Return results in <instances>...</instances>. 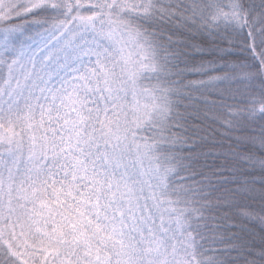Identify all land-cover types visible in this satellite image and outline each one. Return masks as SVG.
<instances>
[{"label": "snow or ice", "instance_id": "1", "mask_svg": "<svg viewBox=\"0 0 264 264\" xmlns=\"http://www.w3.org/2000/svg\"><path fill=\"white\" fill-rule=\"evenodd\" d=\"M205 120L252 134L218 154ZM257 183L264 0H0V264H264L232 214Z\"/></svg>", "mask_w": 264, "mask_h": 264}, {"label": "trees", "instance_id": "2", "mask_svg": "<svg viewBox=\"0 0 264 264\" xmlns=\"http://www.w3.org/2000/svg\"><path fill=\"white\" fill-rule=\"evenodd\" d=\"M188 2H190V0H188ZM21 23H23L25 25V27H27L28 25L31 24V20H26V21H21ZM179 38V40H181L184 44L186 45H197L199 46L201 49L204 50H208L210 51L213 48V39L209 38L207 35L205 34H201L200 32L196 31V30H190L189 32L185 33L184 35H181L179 37H173V39H177ZM189 52H193L192 48H188L187 49ZM194 55H196V58L199 59V55L193 53ZM207 54V52L205 53ZM149 79L144 80L142 79L141 82L143 83H149V86L147 87H151L152 84L155 83V81L153 79H151V75L147 76ZM192 79H195L196 77H190ZM200 127L203 129L201 135H204L206 137L207 141H211L213 143H217V144H223L224 147H216L214 149V151L218 154L220 153H227L228 152V148L227 145L232 144L233 146H235V138L236 137H240L242 135H251L252 132L248 131V132H233L230 135L233 137L232 140H228L225 138L224 135H222L223 133H225V129L222 128L219 124L216 123H212L209 120H205L203 124L200 125ZM253 128H256L255 125H252ZM259 129L256 128V131H258ZM198 143H200L199 141H197ZM211 149V144L210 143H202L201 146L199 147V149L197 150V153H195L194 155L198 157V159H195L193 161H186V163H189L192 165L190 171L191 172H195V173H205L208 177H210V179L214 182L217 180H221L224 179L225 177H217V176H213L212 175V171H213V167L210 166H215V165H219V164H223L225 163L223 156H200L199 153L201 152H208ZM207 165V166H206ZM184 175H189L188 172L184 173ZM228 173H225V176H227ZM260 172L257 169L254 173L253 176H249L246 177L247 179H255L257 181H259L260 179ZM198 179H203V177L197 176ZM229 187H235V185H229ZM254 187L256 188V192L251 193L249 196H244L242 198H238V206L234 207L232 210V214L235 217L234 219V223H239L241 224L245 229L246 232L244 233V235L246 237H250L255 239V241L257 243H259L260 241V237L261 235H264V232H262V229H264V224H261L259 222L258 217L260 216H264V212L261 211L262 208H264V201H262L260 199V195H259V189H260V184L257 183L254 185ZM242 211H250L253 213V218L252 219H247L245 217H242L239 215L240 212Z\"/></svg>", "mask_w": 264, "mask_h": 264}, {"label": "rangeland", "instance_id": "3", "mask_svg": "<svg viewBox=\"0 0 264 264\" xmlns=\"http://www.w3.org/2000/svg\"><path fill=\"white\" fill-rule=\"evenodd\" d=\"M20 2H25V0H20ZM150 75H151L150 73H147V72H146V73L144 74V76L141 77L140 84H141L143 87H147V86H149V83H143V82H141L142 79L147 80V79H149L147 76H150Z\"/></svg>", "mask_w": 264, "mask_h": 264}]
</instances>
